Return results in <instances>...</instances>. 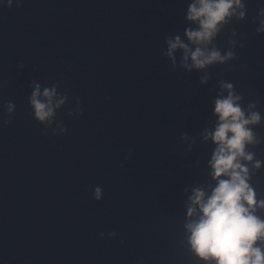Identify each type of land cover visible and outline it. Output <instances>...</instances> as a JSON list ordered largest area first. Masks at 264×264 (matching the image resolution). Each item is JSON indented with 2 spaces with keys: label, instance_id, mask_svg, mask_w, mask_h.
Listing matches in <instances>:
<instances>
[{
  "label": "water",
  "instance_id": "water-1",
  "mask_svg": "<svg viewBox=\"0 0 264 264\" xmlns=\"http://www.w3.org/2000/svg\"><path fill=\"white\" fill-rule=\"evenodd\" d=\"M16 2L0 0V264H203L185 244L184 190L209 180L212 145L199 135L215 122L219 80L264 115V35L252 23L264 0H246L247 19L231 26L237 59L210 68L207 86L162 55L190 0ZM33 80L69 96L57 114L66 135L34 119ZM77 99L83 115L69 117ZM254 131L264 138V125ZM252 150L264 161V144ZM252 183L264 197V170Z\"/></svg>",
  "mask_w": 264,
  "mask_h": 264
},
{
  "label": "clouds",
  "instance_id": "clouds-1",
  "mask_svg": "<svg viewBox=\"0 0 264 264\" xmlns=\"http://www.w3.org/2000/svg\"><path fill=\"white\" fill-rule=\"evenodd\" d=\"M13 7V0H6ZM16 6L23 7L22 0ZM246 0H190L185 12L186 26L183 35L175 33L164 37V58L170 61L173 70L186 73H201L199 83L207 86L212 75L210 68L224 66L237 59L235 49L239 36L233 23L247 19ZM258 35H264V8L258 10L252 21ZM231 27V39L222 49L216 41L225 29ZM242 46V45H241ZM23 69V63L18 65ZM29 104L34 119L44 127V134L51 131L55 136L67 134L57 114L69 104V96L60 92V85L43 86L33 80L29 84ZM219 91L215 92L213 116L215 122L204 127L199 135L202 144L212 145L207 161L209 180L185 188L184 240L188 251L203 264H264V197L253 186V178L264 170V161L257 158L253 148L264 144L254 129L264 125V115L259 110V101H248L238 93L233 83L221 79ZM11 124L16 105H6ZM83 115L80 101L76 100L75 111L69 117ZM191 152L196 138L187 132L181 134ZM133 150H129L130 159ZM124 165L122 164L121 167ZM97 202L103 198V190L94 189ZM116 236L115 232L109 234ZM103 239V234H101Z\"/></svg>",
  "mask_w": 264,
  "mask_h": 264
}]
</instances>
